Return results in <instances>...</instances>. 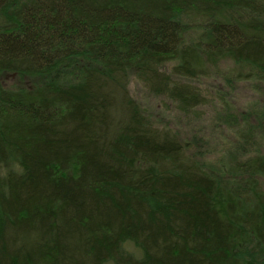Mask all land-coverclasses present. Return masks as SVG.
Instances as JSON below:
<instances>
[{"label": "trees", "instance_id": "16d2710c", "mask_svg": "<svg viewBox=\"0 0 264 264\" xmlns=\"http://www.w3.org/2000/svg\"><path fill=\"white\" fill-rule=\"evenodd\" d=\"M222 64L264 86V0H0V264H264L254 128L205 160L129 90L188 116Z\"/></svg>", "mask_w": 264, "mask_h": 264}, {"label": "rangeland", "instance_id": "374dc122", "mask_svg": "<svg viewBox=\"0 0 264 264\" xmlns=\"http://www.w3.org/2000/svg\"><path fill=\"white\" fill-rule=\"evenodd\" d=\"M228 69V64H222L211 78L195 83L207 96L208 105L188 116L178 114L169 102L150 95L133 80L129 90L133 99L156 127L169 129L182 141L191 144V154H196V139L210 140L209 149L213 152L206 154L204 159H220L223 148L228 149L238 144L242 128L249 125L254 128L256 136L254 144L250 143L249 146L252 151L264 152V118L258 121L253 116L259 110V113H264V86L254 82L229 84L222 77L227 75ZM4 82L15 84V79L7 77ZM204 143L207 145V142ZM262 186L264 188V182Z\"/></svg>", "mask_w": 264, "mask_h": 264}]
</instances>
